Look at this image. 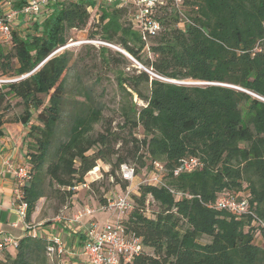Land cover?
I'll return each mask as SVG.
<instances>
[{
    "label": "trees",
    "instance_id": "trees-1",
    "mask_svg": "<svg viewBox=\"0 0 264 264\" xmlns=\"http://www.w3.org/2000/svg\"><path fill=\"white\" fill-rule=\"evenodd\" d=\"M27 1L0 0V16ZM183 13L185 24L178 9L155 11L162 29L148 41L133 21L132 5L52 0L33 18L15 20L12 42L0 45V77L10 79L0 85V138L8 124L27 130L21 145L30 175L25 220L32 222L47 179L72 197L103 162L125 192L129 182L116 174L123 165L138 176L161 162L164 185H139L123 220L144 251L121 264H264V247L256 242L264 238V0H186ZM88 27L91 39L121 46L142 66L126 72L125 55L114 56L105 45L93 59L101 71L116 74L123 92L115 125L88 90L79 91L84 101L68 97V75L82 60L71 64L68 33ZM83 67L78 82L91 74ZM187 81L207 85L174 83ZM65 114L66 139L53 150ZM189 159L201 166L175 176L180 161ZM226 195L247 199L253 215L209 208ZM203 237L211 241L203 244ZM49 243L27 234L16 256L0 253V264H49Z\"/></svg>",
    "mask_w": 264,
    "mask_h": 264
},
{
    "label": "built area",
    "instance_id": "built-area-1",
    "mask_svg": "<svg viewBox=\"0 0 264 264\" xmlns=\"http://www.w3.org/2000/svg\"><path fill=\"white\" fill-rule=\"evenodd\" d=\"M52 0H28L24 7L20 10L4 11L0 16V45H8L13 39V25L19 15L36 16L40 13L41 8ZM186 0H102L103 5H114L125 7L132 5L135 8L133 21L141 29L142 36L145 41L159 34L162 29L161 23L153 14L158 9L171 6L179 10L182 24L188 21L185 18L183 9ZM134 60V59H133ZM8 82L6 79H0V85ZM4 166L8 172L14 175L19 181V189L16 193L17 205L16 210L19 218L23 221L24 229L27 234L36 238L38 235V225L32 222H26V214L28 203L24 200V186L30 180L29 168L26 163L15 166L11 163V159L4 161ZM201 162L198 159H189L180 161L178 167L174 170V175L178 176L185 172L195 171ZM121 178L130 184L125 192L121 195H115L107 198L104 206L96 209H85L79 212L69 223H83V221L94 215L97 211L110 212L111 220L105 223L91 222L84 227V246L83 255L86 257L88 264H121L122 261H131L134 257L143 253L144 247L141 238L127 233L123 220L128 217L133 208V200L131 195L134 188L131 183L137 178L135 170L130 165L121 167ZM165 174V167L161 162L153 163V172L150 179L141 184L164 185L162 176ZM140 184V185H141ZM89 183H85L81 187H88ZM79 187L75 188L78 189ZM209 208L218 210H228L238 215H253L250 204L247 199H238L235 195H226L220 197L215 204ZM149 211V210H148ZM264 225L262 221H259ZM40 225V224H39ZM42 226V225H41ZM50 242L47 248L49 255L62 249V242L57 237L47 238ZM18 248L19 239L7 232H0V253L8 248Z\"/></svg>",
    "mask_w": 264,
    "mask_h": 264
},
{
    "label": "rangeland",
    "instance_id": "rangeland-1",
    "mask_svg": "<svg viewBox=\"0 0 264 264\" xmlns=\"http://www.w3.org/2000/svg\"><path fill=\"white\" fill-rule=\"evenodd\" d=\"M97 1L100 3L102 0ZM8 10H12V8H8L5 11ZM33 17L34 16H32V18ZM92 33V27H88L85 30H72L68 33V36L70 38L65 48L72 50L74 53L73 62L71 64H74L75 60L78 58L82 59L79 62L80 64L78 66V69L71 70L68 75V80L66 81L67 89H69V91L72 93V95H69L68 97L75 98L78 101H84L85 97L83 96V94L80 93H83V90L85 89L88 90L95 102L98 103L99 106L102 108L104 117L106 119H115V125L121 121L119 108L123 102V92L119 89L117 85V81L115 79L116 74L108 70L101 71L99 67L96 66L98 64L94 62V60L96 58H99L98 51L100 50L102 45L108 46L112 50V54L114 56H117L116 53H121L120 51H123V48L119 45H111L103 41H99L98 38L91 39L90 34ZM86 46H92L94 47V49L89 50V47ZM125 57L127 58V61L122 65L123 69H125L126 72L134 73V69L142 68L137 63H135L134 60L130 59L127 56ZM83 66L89 67L91 69V74L88 75L85 72L83 74V81L78 82L76 75L78 73H83ZM98 73L100 75H97ZM98 76H101L100 81L96 79ZM0 79L6 78L0 77ZM185 83L197 82L187 81ZM79 91L81 92L79 93ZM133 101L136 105H144V103L139 100L137 96L134 97ZM19 111V108L14 109L13 112H11V115H13V113H18ZM66 117L67 114L64 115V120L58 127L57 137L55 136V138L53 139L51 145V149L53 148V150L58 146L59 141L66 139V130L68 127L65 121ZM95 129L96 132L102 131V124L96 125ZM25 131L26 132H24V134L27 133V130ZM22 139L23 138H21L20 140V145H22ZM22 146L21 149L23 150ZM24 151H26L25 148ZM47 159H52L51 152L48 153ZM97 168L98 170L96 171ZM110 171V166L104 164L103 162H98L97 167H95L85 177V179L89 183L88 187H79L75 190V194L72 197H67L66 194H64V190H61L59 192L58 187L56 185L52 186L50 184V180L47 179L44 184V197L41 198L37 203L35 210L36 216L34 219H32V223L35 226L41 223H45L48 225L47 227H55L57 229H60L63 223H69V220L73 219L79 212L84 211L87 208L99 209L102 206L100 204L101 198H108L115 195L123 194L124 191H122L120 186L115 184V178L110 175H106ZM152 172L153 171L148 172L146 170L140 172V174L133 181V183H131L134 188V192L137 190L141 183H143L147 179H150ZM116 174L118 179H121L120 172H117ZM92 183H95L94 186L92 185ZM111 215L112 214L110 212H99L100 223L107 222ZM58 232L60 233V231ZM200 241L205 244L209 243L211 239L208 237H203ZM256 242L264 247L263 237L257 238ZM17 249L18 248L11 247L8 252L11 253L14 257L17 254ZM53 257H58V255L55 253ZM49 264L55 263L50 262Z\"/></svg>",
    "mask_w": 264,
    "mask_h": 264
},
{
    "label": "crops",
    "instance_id": "crops-1",
    "mask_svg": "<svg viewBox=\"0 0 264 264\" xmlns=\"http://www.w3.org/2000/svg\"><path fill=\"white\" fill-rule=\"evenodd\" d=\"M19 126V127H17ZM26 128L21 124H8L4 130V136L0 138V232H7L21 239L27 235L23 221L19 218L16 205V193L19 189L18 179L7 171L4 161L11 159V163L20 166L26 163V151L21 149L20 140ZM98 210V209H96ZM99 212L86 218L83 223H63L60 229L38 225V235L45 238L57 237L62 242V249L49 255L50 262L55 264H88L83 255L84 227L91 222L99 221ZM103 212V211H102ZM36 212L32 216L34 219ZM111 220V217L108 219ZM60 231V233L58 232ZM10 248L5 251H9ZM2 254H0V258Z\"/></svg>",
    "mask_w": 264,
    "mask_h": 264
},
{
    "label": "water",
    "instance_id": "water-1",
    "mask_svg": "<svg viewBox=\"0 0 264 264\" xmlns=\"http://www.w3.org/2000/svg\"><path fill=\"white\" fill-rule=\"evenodd\" d=\"M62 50V49H61ZM60 51V50H59ZM122 54H124L125 56L129 57L130 59H134L130 54H128L127 52H124V51H120ZM134 61L139 65L141 66L135 59ZM142 67V66H141ZM24 78V77H23ZM176 84H187V85H207V83H185V82H174ZM236 89H239V88H236ZM239 90H242V89H239Z\"/></svg>",
    "mask_w": 264,
    "mask_h": 264
},
{
    "label": "bare ground",
    "instance_id": "bare-ground-1",
    "mask_svg": "<svg viewBox=\"0 0 264 264\" xmlns=\"http://www.w3.org/2000/svg\"><path fill=\"white\" fill-rule=\"evenodd\" d=\"M133 60V59H132ZM135 62V61H134ZM136 63V62H135ZM98 170V168L96 169V171Z\"/></svg>",
    "mask_w": 264,
    "mask_h": 264
}]
</instances>
